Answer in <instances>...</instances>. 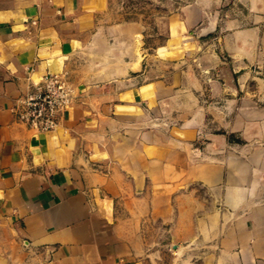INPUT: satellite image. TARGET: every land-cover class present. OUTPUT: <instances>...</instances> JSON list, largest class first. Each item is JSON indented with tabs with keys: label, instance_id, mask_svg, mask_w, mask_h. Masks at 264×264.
<instances>
[{
	"label": "crops",
	"instance_id": "0c3cea01",
	"mask_svg": "<svg viewBox=\"0 0 264 264\" xmlns=\"http://www.w3.org/2000/svg\"><path fill=\"white\" fill-rule=\"evenodd\" d=\"M163 23L151 48L112 0H0V264H264V145L195 143L210 107L183 45L216 31L264 63V0H192ZM45 73L74 99L36 133L12 107Z\"/></svg>",
	"mask_w": 264,
	"mask_h": 264
},
{
	"label": "rangeland",
	"instance_id": "374dc122",
	"mask_svg": "<svg viewBox=\"0 0 264 264\" xmlns=\"http://www.w3.org/2000/svg\"><path fill=\"white\" fill-rule=\"evenodd\" d=\"M190 1L112 0V7L122 18L142 23L145 32L149 34L146 44L153 48L164 37V18ZM228 5L225 2L220 4V15ZM232 6L239 8L237 4ZM248 23V19L243 22L244 25ZM158 31L160 35H157ZM215 36L216 31L207 37L187 39V43L185 39L183 41V45L190 49L184 52L185 58H188L184 68L192 78L203 81L198 94L202 104L210 107L201 122L204 131L190 136L195 137L196 144H201L210 133L220 132L232 146L243 148L264 145V63L234 61L220 49ZM222 106L225 108L222 109ZM160 113L157 118H152L156 125H180V119L174 121L175 118L170 117L172 113ZM230 128L232 131L228 130ZM181 135L189 136L184 132ZM167 260L169 262V256Z\"/></svg>",
	"mask_w": 264,
	"mask_h": 264
},
{
	"label": "built area",
	"instance_id": "2783aa9c",
	"mask_svg": "<svg viewBox=\"0 0 264 264\" xmlns=\"http://www.w3.org/2000/svg\"><path fill=\"white\" fill-rule=\"evenodd\" d=\"M74 88L64 73H45L18 97L12 111L18 122L36 133L53 129L72 106Z\"/></svg>",
	"mask_w": 264,
	"mask_h": 264
},
{
	"label": "bare ground",
	"instance_id": "6f19581e",
	"mask_svg": "<svg viewBox=\"0 0 264 264\" xmlns=\"http://www.w3.org/2000/svg\"><path fill=\"white\" fill-rule=\"evenodd\" d=\"M138 53H139V55L141 54V52L138 50Z\"/></svg>",
	"mask_w": 264,
	"mask_h": 264
}]
</instances>
